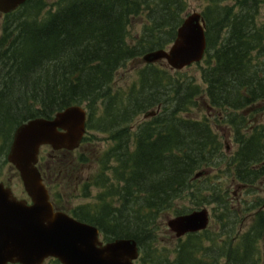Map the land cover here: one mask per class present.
Segmentation results:
<instances>
[{"label": "trees", "instance_id": "1", "mask_svg": "<svg viewBox=\"0 0 264 264\" xmlns=\"http://www.w3.org/2000/svg\"><path fill=\"white\" fill-rule=\"evenodd\" d=\"M203 2L208 48L198 64L201 83L189 74L146 65L138 73L139 88L115 85L118 71L129 62L173 42L190 13L189 0H58L52 6L30 0L9 15L0 37V152L8 151L21 123L84 105L89 130L110 134L113 144L100 158L96 179L83 186L84 192L101 188L96 201L73 214L99 227L106 241L135 239L143 264L262 261L264 0ZM135 25L140 31L131 35ZM159 105L163 113L135 131L138 116ZM205 108L217 111L219 123L230 127L237 145L232 159L207 116L190 115ZM53 153L47 162L42 156L41 166L54 200L66 209L56 185L71 171V176L80 174V162L62 161L72 152ZM208 168L221 176L195 178ZM52 172L55 183L50 182ZM72 183L77 187L80 182ZM237 190L252 199H238ZM181 199H191L196 207L214 204L215 216L253 220L246 231L236 232L233 226L234 233L190 234L170 257V247L159 242V222L168 210L186 212L177 205Z\"/></svg>", "mask_w": 264, "mask_h": 264}, {"label": "water", "instance_id": "2", "mask_svg": "<svg viewBox=\"0 0 264 264\" xmlns=\"http://www.w3.org/2000/svg\"><path fill=\"white\" fill-rule=\"evenodd\" d=\"M25 2L0 0V11L11 12ZM205 28L202 14L191 13L179 27L169 50L149 52L144 60L152 63L166 59L178 70L200 62L207 49ZM86 121V110L73 105L57 112L53 118H34L16 129L9 160L18 169L33 204L18 200L10 188L0 183V264H43L48 257H55L63 264H134L138 259L136 240L121 238L104 244L96 226L66 212L55 211L37 167L42 146L49 145L56 150L79 147L86 132ZM167 223L179 238L188 232L206 229L209 212L196 210L171 218Z\"/></svg>", "mask_w": 264, "mask_h": 264}, {"label": "rangeland", "instance_id": "3", "mask_svg": "<svg viewBox=\"0 0 264 264\" xmlns=\"http://www.w3.org/2000/svg\"><path fill=\"white\" fill-rule=\"evenodd\" d=\"M49 3V5H54V3H56L58 0H45ZM189 5L191 7L190 12H194V11H198L201 12L202 11V7L204 5L203 0H189ZM261 20L264 19V9L262 10L261 13ZM140 26L139 25H135L134 27H131L130 32L131 35L134 34H138L140 31ZM132 41V37L131 40ZM161 64V65H160ZM160 64H157V66H161L164 67L166 69H170L167 62L165 61H161ZM144 67V62L142 60V58L140 59H136L133 60L131 62H129V64H127V66L121 68L118 71L116 80H115V85L116 88H122V89H126L129 90L133 85H137L139 83V74L138 72ZM184 73L189 74V76H195L196 79L198 80V82H201V79L199 76L200 75V71L198 69L197 66H192L189 67L185 70H183ZM174 72V71H173ZM173 74V73H172ZM138 82V83H137ZM137 87L139 88V84L137 85ZM199 99V98H197ZM155 109H151L149 110V112L156 110ZM163 110L158 111L157 115L160 114ZM147 112V113H149ZM200 112V113H199ZM155 115V116H157ZM203 115H207V117L209 118V120L211 121V124L213 125V128L215 129V131L218 133V136L220 137L221 142L223 143V145L225 146V143L228 144V150L231 152H226L227 156H229V159H232V157L230 156L234 150L236 149V144L234 143L232 136L230 134V127L228 125H223L220 124L217 117H218V112L211 109V108H207L205 110H197V109H193L192 112V116L195 117H200ZM152 117V116H151ZM151 117H145V114H142L140 116H138V119L136 124L140 123V122H150L151 121ZM93 136L96 138H93V140L88 141L84 144V149L82 150H78V153H73L71 154H66V157H61L62 161L67 160V161H71L75 158L76 161H79V168L80 170V174L78 173H74L73 176L72 173L74 171H71L70 174L66 175V177L63 179V177H61V179H63V181H59L57 183V191L58 193H60L61 195L64 196L63 199V205H65L66 207H68V209H74L76 207H79L83 204L87 205L89 203H94L97 199L98 193L100 192L101 188L100 187H96V186H91L89 188L88 192H84V190H82V186L83 184L88 183L89 181H93L94 178V174L98 169V164H97V158L100 154H102L103 152H105L113 143L110 139V134L108 133H104V132H98V131H92ZM226 147V146H225ZM44 155L47 154H51L52 150L51 148L47 147L43 150ZM55 154V153H53ZM82 157V160H81ZM3 162V161H2ZM82 165H83V173L81 175V171H82ZM54 166V164H52V167ZM226 166V163H222L221 168H224ZM211 169V173L209 174V178H212L214 180L218 179V176L220 175V173L217 170H213V168H208ZM77 170H75L76 172ZM51 178L53 179V181H50L52 183H55V173L52 172ZM221 176V175H220ZM3 179L5 180V182L7 183V185H10L13 189V191L15 192L16 196L19 198H27L28 199V195L24 189L23 183L21 181L20 175L17 171V169L9 162L4 163V165L1 167L0 169V180ZM74 181H78L81 183V188L76 191V183H72V180ZM85 180H87L86 182H84ZM264 184V183H262ZM246 192H238L237 190V196L238 199L239 197H241V199L243 197L249 198L251 197L252 199V195H246ZM264 195V194H263ZM237 202H235V205H237ZM177 205H181L186 207L188 210L192 209L190 211H193L194 209H199L202 208L203 206L208 208L210 213H211V225L209 227L210 229V234H216L219 230V232L224 233L228 231L231 233H234L233 231H231V229H233V226H235V231L237 232L239 229L240 231H246L250 225H251V221L253 220V217H246L245 220L243 222H239L236 218L234 217H220V215L218 216H214L215 213V209L217 208V206H215L214 204H209V205H203V206H198L196 207L194 205V202L191 199H181L178 201ZM70 211V210H68ZM219 214V213H217ZM170 217H174V212L173 210H168L166 212H164L162 214V216L160 217V222L161 224V230H159V242H162L161 246H166V247H170V254L171 252L174 250V245L176 244V239L174 237V235L169 231L168 226H167V220ZM238 229V230H237ZM206 245L209 246V242L205 241ZM261 244V249H260V257H261V263L258 264H264V242L262 243V241L260 242ZM170 257H173V255L171 254ZM141 260V259H140ZM49 264V263H46ZM50 264H54V263H50ZM140 264H143L142 262H140ZM219 264H233L231 262V260H228L227 258H221L220 259V263Z\"/></svg>", "mask_w": 264, "mask_h": 264}, {"label": "flooded vegetation", "instance_id": "4", "mask_svg": "<svg viewBox=\"0 0 264 264\" xmlns=\"http://www.w3.org/2000/svg\"><path fill=\"white\" fill-rule=\"evenodd\" d=\"M8 15H9V13L7 14V13L0 12V36H1L2 32H3V30L5 29L4 26L7 23ZM4 151H6V150H4ZM6 162H8L7 153L6 152L5 153L4 152H0V169L4 165V163H6ZM0 181L3 182L4 180L1 179Z\"/></svg>", "mask_w": 264, "mask_h": 264}]
</instances>
